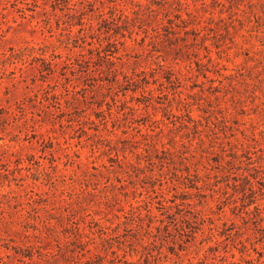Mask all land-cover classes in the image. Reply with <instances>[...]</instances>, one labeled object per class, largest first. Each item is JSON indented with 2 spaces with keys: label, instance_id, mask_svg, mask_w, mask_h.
Segmentation results:
<instances>
[{
  "label": "rangeland",
  "instance_id": "374dc122",
  "mask_svg": "<svg viewBox=\"0 0 264 264\" xmlns=\"http://www.w3.org/2000/svg\"><path fill=\"white\" fill-rule=\"evenodd\" d=\"M0 264H264V0H0Z\"/></svg>",
  "mask_w": 264,
  "mask_h": 264
}]
</instances>
